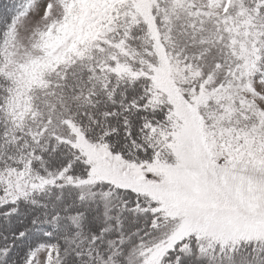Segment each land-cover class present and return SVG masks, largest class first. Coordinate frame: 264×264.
<instances>
[{
    "label": "snow or ice",
    "instance_id": "obj_1",
    "mask_svg": "<svg viewBox=\"0 0 264 264\" xmlns=\"http://www.w3.org/2000/svg\"><path fill=\"white\" fill-rule=\"evenodd\" d=\"M0 264H264V0H0Z\"/></svg>",
    "mask_w": 264,
    "mask_h": 264
}]
</instances>
